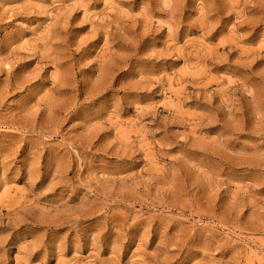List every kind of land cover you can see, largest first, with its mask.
I'll return each mask as SVG.
<instances>
[{
  "label": "rangeland",
  "instance_id": "rangeland-1",
  "mask_svg": "<svg viewBox=\"0 0 264 264\" xmlns=\"http://www.w3.org/2000/svg\"><path fill=\"white\" fill-rule=\"evenodd\" d=\"M0 264H264V0H0Z\"/></svg>",
  "mask_w": 264,
  "mask_h": 264
}]
</instances>
